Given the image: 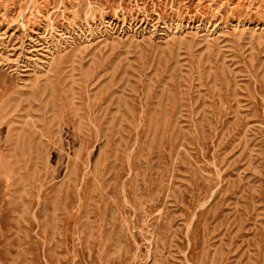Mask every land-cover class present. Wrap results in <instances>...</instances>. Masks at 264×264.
Instances as JSON below:
<instances>
[{
    "label": "rangeland",
    "instance_id": "obj_1",
    "mask_svg": "<svg viewBox=\"0 0 264 264\" xmlns=\"http://www.w3.org/2000/svg\"><path fill=\"white\" fill-rule=\"evenodd\" d=\"M0 264H264V0H0Z\"/></svg>",
    "mask_w": 264,
    "mask_h": 264
}]
</instances>
